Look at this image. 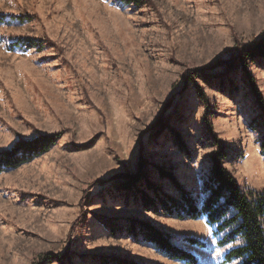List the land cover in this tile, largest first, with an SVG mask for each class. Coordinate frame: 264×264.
<instances>
[{"label": "rangeland", "instance_id": "rangeland-1", "mask_svg": "<svg viewBox=\"0 0 264 264\" xmlns=\"http://www.w3.org/2000/svg\"><path fill=\"white\" fill-rule=\"evenodd\" d=\"M0 17V150L59 136L0 173V264H184L133 238L132 221L201 264L242 245L217 246L231 228L214 237L203 217L155 212L116 178L174 196L162 169L200 195L217 149L209 124L241 190L264 193V121L245 72L227 69L264 36V0H0ZM247 74L264 101V59Z\"/></svg>", "mask_w": 264, "mask_h": 264}, {"label": "trees", "instance_id": "trees-1", "mask_svg": "<svg viewBox=\"0 0 264 264\" xmlns=\"http://www.w3.org/2000/svg\"><path fill=\"white\" fill-rule=\"evenodd\" d=\"M4 21V17H0V24ZM20 43L27 47L33 46L24 40ZM260 59H264V36L253 44L243 45L234 56L235 61L233 62L236 63L229 64L227 69L230 71L228 72L227 69L226 71L232 73L240 69L245 72L251 93L264 121V101L255 85V80L247 74L248 66ZM162 125L159 123L160 128H163ZM207 129L217 149L210 156L209 175L203 182L200 195H193L176 180L171 172L162 169L158 171L159 177L168 181L176 193L174 196L162 192L159 187L150 182H145L144 189L137 188V181L140 183L138 176L117 177L116 180L118 181H126L122 182L118 189H123L126 194L132 193L135 198L139 195L143 206L152 208L155 212L162 211L167 216H175L180 220H197L203 217L206 224L212 228L214 237L231 228V232L217 240V246H225L239 238L242 239L243 243L241 246L233 247L225 252L219 264H229L234 260H238V264H264V225L262 222L264 193L241 190L238 182L222 165V160L225 157L222 141L214 136L209 124ZM171 132L173 142L180 152L187 153V148L180 136L174 130ZM58 139V135L39 136L29 141L19 140L10 149L0 150V173L17 169L48 152ZM259 151L264 158V135L259 140ZM139 175L141 176V172ZM143 178L145 176H142L141 179ZM126 231L140 242L152 245L170 260L180 261L184 264H201L193 254L174 245L168 234L148 222L132 221ZM183 240L190 246L197 248L204 245L193 237H184ZM114 264L139 263L118 260Z\"/></svg>", "mask_w": 264, "mask_h": 264}, {"label": "crops", "instance_id": "crops-1", "mask_svg": "<svg viewBox=\"0 0 264 264\" xmlns=\"http://www.w3.org/2000/svg\"><path fill=\"white\" fill-rule=\"evenodd\" d=\"M234 261H235V260H234ZM234 261H233V262H234ZM231 263H232V262H231Z\"/></svg>", "mask_w": 264, "mask_h": 264}]
</instances>
